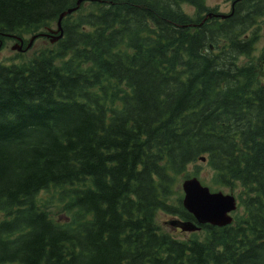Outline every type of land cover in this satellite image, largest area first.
Returning a JSON list of instances; mask_svg holds the SVG:
<instances>
[{
	"label": "trees",
	"instance_id": "obj_1",
	"mask_svg": "<svg viewBox=\"0 0 264 264\" xmlns=\"http://www.w3.org/2000/svg\"><path fill=\"white\" fill-rule=\"evenodd\" d=\"M78 1L0 0V43ZM80 2L57 46L0 60V264H264V80L240 62L263 11ZM201 155L240 207L179 236L157 211L194 219L178 186Z\"/></svg>",
	"mask_w": 264,
	"mask_h": 264
},
{
	"label": "rangeland",
	"instance_id": "obj_2",
	"mask_svg": "<svg viewBox=\"0 0 264 264\" xmlns=\"http://www.w3.org/2000/svg\"><path fill=\"white\" fill-rule=\"evenodd\" d=\"M228 1L229 0H206L208 6H218L219 8H221L220 10L222 11H226L227 7H228ZM184 8L189 11L192 14L196 13L195 10V6L190 4V3H184L183 4ZM209 15H213V13L209 14ZM52 27L56 28L57 27V21L51 22L50 23ZM47 30V26L42 25L38 31H45ZM260 32H264V22L262 23V27H260L258 29ZM32 34H34L33 32H28L26 34H20L24 37L25 39V43L24 46H27L30 37L32 36ZM48 37V38H47ZM2 45H0V60H15V61H25L28 59H32L37 57L42 51H44V49L46 47H55L57 46L58 42H52L50 41L49 36L47 35H41L39 37H36L34 39V41L32 42L31 46L28 47V49L25 47L24 49H18L13 47L14 44L18 43V39L12 37L11 35H7L6 37L2 38ZM0 43V44H1ZM261 43L264 44V35L262 37ZM262 50V49H261ZM261 50H253V52L249 55H241L240 57V62L242 64H248V62H251L254 65H257L259 71H260V77L262 80H264V66L263 65H258L259 62V58L261 56H259L258 54L261 52ZM197 166L199 167V171L200 174L198 175L201 179H203V177H209L212 175V171L210 170L209 165L202 160H198L197 164L192 163L188 166V172L190 174H195L196 173V169ZM185 177H181L179 179V186H178V190L182 189V181ZM206 184H208L207 182H204ZM209 185V184H208ZM221 189H223L224 191L227 192H234L236 195L239 193V187H227L224 186ZM176 194H178V192L176 191ZM56 207L58 210H61V207L58 206H53L51 209L52 210H56ZM238 210H234L232 212H237ZM242 211V210H241ZM174 214H170L167 213L164 210H158L157 211V221L162 225V227L164 229L173 231L175 234L179 235V236H185V235H189L190 231H184L181 229H177L174 228L173 226H171V224L167 223V220H169L170 218L174 217Z\"/></svg>",
	"mask_w": 264,
	"mask_h": 264
},
{
	"label": "water",
	"instance_id": "obj_3",
	"mask_svg": "<svg viewBox=\"0 0 264 264\" xmlns=\"http://www.w3.org/2000/svg\"><path fill=\"white\" fill-rule=\"evenodd\" d=\"M81 0H79L80 2ZM77 6L69 7L61 12L58 19L59 29L62 30V18L63 16L73 11ZM57 30H54L56 33ZM39 34H34L27 47L31 46L34 38ZM63 35V30L60 34H53L51 40L55 41ZM20 43H16L13 47L22 49L23 39ZM205 159V156H201ZM184 189L183 204L191 211L196 220L199 222L210 221L216 224H225L232 220V217L228 214L230 210L236 207V198L230 193H224L222 191H212L209 186L201 183L197 176L187 178L182 183ZM169 223L180 226L183 230L198 229L199 226L191 220H182L179 218L170 219Z\"/></svg>",
	"mask_w": 264,
	"mask_h": 264
},
{
	"label": "flooded vegetation",
	"instance_id": "obj_4",
	"mask_svg": "<svg viewBox=\"0 0 264 264\" xmlns=\"http://www.w3.org/2000/svg\"><path fill=\"white\" fill-rule=\"evenodd\" d=\"M261 1H264V0H255L256 4H259ZM232 7H233V0H229L226 12H230Z\"/></svg>",
	"mask_w": 264,
	"mask_h": 264
},
{
	"label": "bare ground",
	"instance_id": "obj_5",
	"mask_svg": "<svg viewBox=\"0 0 264 264\" xmlns=\"http://www.w3.org/2000/svg\"><path fill=\"white\" fill-rule=\"evenodd\" d=\"M48 38V37H47Z\"/></svg>",
	"mask_w": 264,
	"mask_h": 264
}]
</instances>
